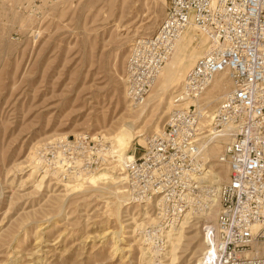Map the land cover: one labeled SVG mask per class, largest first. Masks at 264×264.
Masks as SVG:
<instances>
[{
	"label": "rangeland",
	"instance_id": "rangeland-1",
	"mask_svg": "<svg viewBox=\"0 0 264 264\" xmlns=\"http://www.w3.org/2000/svg\"><path fill=\"white\" fill-rule=\"evenodd\" d=\"M167 6L0 0V264H194L202 255L218 210L216 190L227 179L218 159L204 173L208 183L211 173L223 178L212 183L208 207L173 229L160 225L155 202L127 201L119 180L125 165L116 157L87 174L62 175L45 163L46 148L60 138L85 134L110 151L130 128L128 144L139 155L140 134L160 133L181 82L160 96L163 102L152 86L133 104L125 72L133 42L157 31ZM182 65L185 76L193 66Z\"/></svg>",
	"mask_w": 264,
	"mask_h": 264
},
{
	"label": "built area",
	"instance_id": "built-area-1",
	"mask_svg": "<svg viewBox=\"0 0 264 264\" xmlns=\"http://www.w3.org/2000/svg\"><path fill=\"white\" fill-rule=\"evenodd\" d=\"M190 23L207 35L209 49L173 93L161 132L139 155L131 149L123 169L127 201L155 202L164 227L207 207L203 197L213 184L202 174L203 151L220 139L219 161L228 173L216 190L215 223L206 227L213 246L207 264H264V0H168L157 31L132 44L125 72L129 99L143 101ZM220 73L230 88L213 109L204 108L202 96ZM100 145L85 134L60 138L46 148L45 163L62 175L104 169L109 150Z\"/></svg>",
	"mask_w": 264,
	"mask_h": 264
},
{
	"label": "bare ground",
	"instance_id": "bare-ground-1",
	"mask_svg": "<svg viewBox=\"0 0 264 264\" xmlns=\"http://www.w3.org/2000/svg\"><path fill=\"white\" fill-rule=\"evenodd\" d=\"M198 32L200 33V30H198L194 24H192V23L187 24L182 29V31L177 35L175 40L173 41L172 51H171L169 57L165 60V62H164L165 65L163 64L164 67L163 66L161 67V69L157 73V75L154 78V80L150 86V89H149V92H150L152 86L154 87L152 94H153V97L156 98L157 100L160 98V96L165 91L168 90L169 87H171L173 85H177L181 82V79L184 77L183 74L185 73L184 72V66L182 65L183 63L184 64L186 63V66L187 65L193 66L195 64V62L197 61V59L200 57L203 50L206 49V47H207V49L205 50L204 54L208 51L209 40H208L207 35L205 33H203L205 35V36H203L200 33L201 37H199V39H197V36H200L198 34ZM185 71H186V69H185ZM227 82H230V81L226 78L225 73H220L219 75H217L215 77V79L212 81V83L209 85V87L206 89L205 93L202 96V104H203L204 108L207 107V108L212 109L215 106V104L223 97V95L230 88V86ZM230 85H231V83H230ZM212 91H213V93H212ZM173 93H171V97H170L169 101L167 102V104H168L167 109L169 112H170V110H172V108L174 106L173 102H172ZM147 95L145 96L143 101L146 99ZM213 98H215V99H213ZM162 100L163 99L161 97L160 102H163ZM148 101H149V103L151 102L150 100H148ZM207 120H208V117L206 118V123L208 122ZM129 129L130 128L124 129L123 133H121L117 136V138L115 139L116 149L110 148V151L108 153L110 157H114V158L116 157L117 160L120 161V163L123 162L124 165L129 159H132L131 145L129 146V144H128V138L131 135V131ZM156 134H158V133L152 134L151 137L156 135ZM151 137L149 135H147L146 132H144V133L140 134L139 141H140V143L147 146ZM221 141L222 140H220V139L216 140L211 145H207L206 149L203 151V160L206 163V164H204V167H203V172H202L203 176H204V173H206V165L210 164L211 163L210 161H216V159H218V162H219V156H220V153L222 150V144H220V143H222ZM134 143H136V142H134ZM223 164H225V163H223ZM110 165H112L111 160H109V163H108V166H110ZM225 165L227 166V164H225ZM108 166H106V167H108ZM211 167L214 168L212 165H211ZM103 168H105V167H103ZM71 174H73V173H71ZM74 174H82V173L77 172ZM120 174H124V171H121ZM205 178H207V177H205ZM92 179L96 180V179H98V176L95 175L92 177ZM124 179H125V177L119 178V180H121V181ZM208 179H210L209 181L212 184V183H218V182L220 183L223 178H222L221 172H217V173H211L210 178H208ZM203 198L206 201L207 207H208V195L206 197H203ZM146 203H153V202H146ZM190 213H192V212H190ZM190 213L187 212L184 215V217L176 225H173L174 227H172V229L180 226L181 223L185 220V218H187V216ZM191 216H192V214H191ZM191 216H190V218H191ZM161 230L166 233L168 229L162 228ZM168 236H170V234ZM212 251H213V246L209 243L206 246L205 250L203 251L202 255L199 256L195 260L194 264H207L206 257Z\"/></svg>",
	"mask_w": 264,
	"mask_h": 264
}]
</instances>
